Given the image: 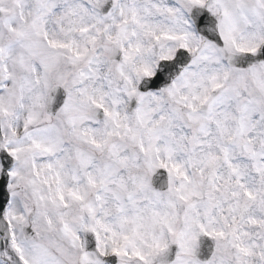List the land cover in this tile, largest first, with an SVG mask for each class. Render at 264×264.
Listing matches in <instances>:
<instances>
[{
  "label": "snow or ice",
  "instance_id": "6c2138e0",
  "mask_svg": "<svg viewBox=\"0 0 264 264\" xmlns=\"http://www.w3.org/2000/svg\"><path fill=\"white\" fill-rule=\"evenodd\" d=\"M0 264H264V0H0Z\"/></svg>",
  "mask_w": 264,
  "mask_h": 264
}]
</instances>
